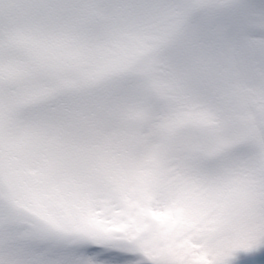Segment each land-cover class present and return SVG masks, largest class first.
Here are the masks:
<instances>
[{
  "label": "snow or ice",
  "instance_id": "obj_1",
  "mask_svg": "<svg viewBox=\"0 0 264 264\" xmlns=\"http://www.w3.org/2000/svg\"><path fill=\"white\" fill-rule=\"evenodd\" d=\"M0 264H264V0H0Z\"/></svg>",
  "mask_w": 264,
  "mask_h": 264
}]
</instances>
